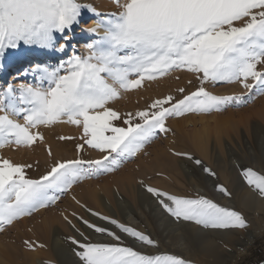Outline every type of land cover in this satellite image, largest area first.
<instances>
[{"label": "snow or ice", "instance_id": "6c2138e0", "mask_svg": "<svg viewBox=\"0 0 264 264\" xmlns=\"http://www.w3.org/2000/svg\"><path fill=\"white\" fill-rule=\"evenodd\" d=\"M115 4V11L101 13L80 0H0V69H6V61L24 48L61 57L73 49V55L58 65L39 61L23 73L17 69L13 82L0 89V147L43 143L39 129L56 123L81 130L75 156L55 158L48 148L51 165L35 177L28 172L33 165L0 157V231L55 205L80 181L114 172L159 134L170 132L166 123L170 118L221 111L249 102L253 92L264 94V0H115ZM84 11L98 18L94 26L81 30L86 33L87 55L76 54L73 46ZM176 70L194 75L199 86L190 92L179 87V98L166 95L123 114L108 106L121 91L139 88L145 80ZM209 83L239 84L248 95L213 94L207 90ZM85 151L98 152L99 158L86 159ZM174 155L201 165L187 153ZM203 171L215 176L209 168ZM240 174L264 199V170L241 165ZM143 186L177 223L189 222L203 229L248 226L241 212L222 207L203 194L189 197ZM216 191L225 197L232 195L223 185L217 184ZM88 211L115 225L133 244L157 246L150 234ZM72 216L92 230L85 234L64 217L78 233L67 237L77 258L74 264H189L175 255L143 254L123 245L121 235L107 224L82 219L75 212ZM94 234L110 239L94 240ZM192 243L195 246L198 241ZM24 244L30 250L43 247L29 240Z\"/></svg>", "mask_w": 264, "mask_h": 264}, {"label": "rangeland", "instance_id": "374dc122", "mask_svg": "<svg viewBox=\"0 0 264 264\" xmlns=\"http://www.w3.org/2000/svg\"><path fill=\"white\" fill-rule=\"evenodd\" d=\"M111 1L115 3V0H111ZM80 2L84 5H92L91 0H80ZM115 7H116V4H115ZM99 12L108 13L106 11L105 12L99 11ZM81 19H82V23L79 26H77L75 29V39L73 40V46L75 48L76 54L87 55L86 49L84 47V44H85L84 36L86 35V33H83L81 30L84 28L94 26L95 24H92V22L97 21L98 18H96L94 16V14L87 12V11H84L82 13ZM82 42L84 44L81 45ZM32 52H33L32 50H28L27 48L21 49L19 52L16 53V55L14 57H10L9 61H6V63H8V67L5 69L6 70L5 73L1 74V69H0V89L7 87L8 83L13 82L15 67L17 65H19L20 63H22V61L24 60V57L30 55ZM71 55H73V49L71 47L68 50L67 56L61 57L59 53L52 54L53 58H51L50 64H48V65H53V66L58 65L60 63L61 59L66 60L68 58V56H71ZM40 61H44L46 64V60L41 59ZM31 66H34L33 61H31V64H29V62H28V67L30 68ZM185 74L190 76L189 78L192 79L191 81L193 84H189V78L186 79ZM166 76L168 78H169V76H173L175 80H171V82L169 83L168 82L169 80H168V78L166 79ZM166 76H164L165 78L164 77L159 78L160 80L155 79V83L157 81V83H159V84L156 83L154 88L152 89V92L154 91L152 94H155V95H154L153 99H151V101L154 99L162 98L163 96H166V95H174V96H177L179 98V94L176 93L177 88L183 87L186 89V92H190V91H194L195 88L199 86L198 81H196V79H195V76L184 71V70L172 71V72H169ZM182 77H184L183 80H182ZM27 79H28V82H31V80H32L31 73L28 74ZM148 81H151V80H148ZM152 81H154V80H152ZM21 82H23V81L16 80L17 84L21 83ZM108 82L112 83L111 80H109ZM172 87L174 88V90L171 89ZM206 87H207V90L209 92H211L213 94H218V95H245V96L248 95L247 90L242 88L239 84H231V85H229V84H218L216 86H213L212 84L209 83L206 85ZM162 90L164 91V93ZM146 96L148 98H146ZM146 96H145V98L149 99V95H146ZM119 98L124 100V102L127 100V97L126 98L122 97L121 94L118 96V99ZM151 101H149V102L151 103ZM150 103H148V104H150ZM213 116H218L219 118L215 119V120L210 119ZM241 117H243V118H241ZM201 118L203 119L204 124H205L206 119H207V121H206L207 124L208 125L211 124V126L207 130V132L209 134L206 133L207 135H209L208 136L210 138L209 140L214 138L216 135L218 136L219 133H220V136H222L221 135L222 131H223L222 134L225 135L222 137H225L226 139H227V133H229V132L232 133L234 136L240 133L239 135H241V134L244 135V137L248 140V142L254 146L255 145V138H256V122L260 123L261 127L264 129V94H257L255 92H253L252 98L249 100V102L242 103L240 106L227 107L226 109H223L221 111H212L210 113H204V114L188 113L183 117L170 118L166 122L167 126L171 129L170 132H168L166 135L165 134H159L154 140L151 141V143L145 145L142 152L137 153L134 158L123 162L114 172L95 176V177L89 179L90 181L96 183L98 193L102 196V198L106 201V203L109 206H111L113 211H109V210H107V208H105V206H103V204L101 203V198L94 200V198L92 199V197H90L88 195H87L86 199H84L83 201H80V199L77 200L80 202L79 203L80 205L77 203L75 204L74 200H73V196H75V190H78V189L80 190V188L81 189L83 188L82 190H85V192H86V187H85L86 186V184H85L86 179L82 180L78 184L73 185L72 191H74V192H68L67 194L62 196L61 199L58 200L55 205L49 206L46 209H40V210H43V212H42L43 216L37 215V213L40 211V210H38L37 212L33 213L31 216H27V217H29L28 220L32 219L28 225L22 226V224L20 222L21 219H20L18 222H14L11 226H8L5 231H0V259L4 260V261H0V264L4 263L6 261V259L3 258L4 253H7L8 255H12V254L15 255V257L18 258L16 260L17 261L16 264H29V262L22 260V258L20 257V254H17V253H19V251H25L28 254H35L37 252H40V255H42V256H43V253L48 254L50 256L53 254L52 253L53 246H52V242H51V235H50V237L48 235V239L43 244L34 242L35 236H41L43 234V226H42L43 223L41 220H42V218L44 219V217H47V216H53L52 222H49L50 228L52 225V226L58 227L62 231V235H61L62 241L60 243V249L62 250V252H65L64 253L65 255H67V254H68V256L71 255V257H73V259L76 260L77 258L74 257V255L71 254V251H70V248H71L70 241L67 240V237L76 236L75 235L76 231L74 230L73 227H71L72 225L68 224L67 221L64 219V217H65L64 216V210L65 209L66 210L69 209L68 214H70V215H72V213L75 212L76 216L81 217L82 219H87L89 221H93V222H96L98 224H107L106 221H101V220H99L98 217H94V216L90 215L91 213L88 210L91 209L92 211L97 212L103 216H109L113 219H116L121 224L133 227V228L140 230V231H144L147 234L151 233L150 234L151 237L156 240L155 236L153 235L154 232L152 233L151 232L152 230H150V228L145 223V221L142 220L141 217L138 216V213L141 212L142 208H143V210L145 212V216L148 218L147 220H150L153 218L154 206L157 204H158L157 207L160 206L159 203L155 200V198L152 197L151 194H149L145 190V187L143 185H149L152 187H156L160 190L167 191L170 194H182L183 192H186V193H188L186 196L194 197L196 195L192 194L194 192L191 189L190 182L193 180L195 181L197 178L199 180H201V182L207 181V180H209V178H211V180L213 179V183L215 184V187L217 184L223 185L228 189L229 192L232 193L231 197H227V198L234 200V204H233L234 209L233 208L232 209L238 210L239 212L242 213V215L246 219V223L248 226H247V228H236V229H228V230H234L238 234V237L240 236L239 237L240 239H245V237L248 235L254 236V239H253L251 245L246 249V251L241 256H239L235 260V262L233 264H264V211H261L260 213L257 212L260 210L257 209V207H256L257 210L253 209L252 208L253 205H251V203H250V205L245 206L246 208L241 206L240 201H239V194L238 195L236 193L234 194V192H232L233 190L231 189V187H229V185L224 184V182L221 178V174L223 172L220 173V171L213 165V163H211L209 160L205 161L198 154L195 153V151L193 150V148L191 146V137L188 135H190V133H192L194 131L193 130L194 127L197 130L202 127ZM20 121L22 122V118L20 119ZM221 123H223V124H221ZM63 124L62 123H56V124H53V125L48 126L46 128L41 127L39 130L42 131L44 134V142L43 143L37 142L32 147L16 148L14 145L13 146L0 147V157L5 156L4 154L8 153L7 150L8 151L9 150L14 151V152L19 151V150H22V151L25 150V151H31L32 152V151H37V146L39 148L41 146H42V148L43 147L46 148L48 145L49 146L50 145L55 146L54 143H56V144H58V147H63L67 144L68 145L72 144V143L76 144L77 142H79V138L69 140V141H60L58 139L59 136L73 137V135L70 133L71 131L77 132L75 134H78L79 129L76 126L68 124V123H63ZM193 124H194V126H193ZM216 124H217V126H216ZM182 127L184 129H182ZM218 131H219V133H218ZM186 133H187V135H186ZM180 134H181V136H180ZM74 140H76V141H74ZM220 143L222 144V142H220ZM169 145H171V146H169ZM187 146H189V147H187ZM184 147H185V149L189 148V150L187 151V149L186 150L183 149ZM46 149H48V147ZM191 151H192V154H191ZM177 152L187 153L188 155H191L193 158H195L201 162L203 161L202 163L206 164L207 168L211 169L215 173V176H211V175L205 173L204 171L200 172L198 170L199 168H197L195 163L191 162L192 160L187 159L186 156L174 155V153H177ZM45 153L46 152L44 151L41 154H43V156H44ZM166 153H168V154H166ZM85 154L87 155V157L89 156L88 159L89 158L93 159V157H95V156L97 158H99L98 156L100 155L98 152H95V151H85L83 153V155L86 157ZM33 156H35L34 162L36 161L35 162L36 164H34L33 168H31V169H36L37 171L42 173L45 170L44 165L47 166V164L48 165L51 164L52 157H49L48 153H46V156L42 157V159L38 155L33 154ZM91 156H93V157H91ZM46 159H47V161H46ZM182 162H185L183 167L186 168L185 169L186 174H185L184 170L181 169L180 163H182ZM41 163H43V164H41ZM239 163H240V166L244 165L245 167H252L254 170H256L258 172H261L262 170H264V161H261L262 169L260 171L256 168V158H255V162H252V160L250 158L246 157V155L240 156ZM164 170H166V171H164ZM156 171H159L162 174L158 173ZM239 171H240V167H239ZM149 173H150V176L148 175ZM187 174H189V176ZM110 177L115 178L114 179L115 181H113L112 184L106 181V180H109ZM134 177H136V179H134ZM129 178L131 179L134 186L139 187V185L141 184L142 188L144 187L143 188L144 190L140 196L138 195V197H137L134 194L132 195L130 190L125 189L123 187ZM121 179H122V181H121ZM226 179H228V178H226ZM89 180H87V181H89ZM238 180H239V189L241 190L240 191L241 194L243 192L242 190L251 191L252 193L254 192L247 186V184L244 182L242 176ZM140 181L143 182V184L140 183ZM115 193H118V195L120 194L119 196L122 197L130 206L126 205V207L122 206L121 208H118V206L114 200ZM253 194H255V192ZM256 195L257 194H255L254 197H258V195L257 196ZM258 198H260V197H258ZM140 202L143 204L142 208L140 207ZM147 202H149L150 204ZM217 203L220 204V206L224 207L221 204V202L220 203L217 202ZM81 205H84V207H81ZM228 206H232V205H228ZM118 209H119V211H118ZM125 212L130 213L132 216H134L136 218V220L139 222V225H135V224H132L129 221H127V219H125V214H126ZM113 214H115V215H113ZM122 215H124V216H122ZM167 216L169 217L168 214H167ZM167 216H165V217H167ZM68 219L72 220V224L76 225V228H79L80 231L85 232V234H91L92 233V230L87 229V226L83 224L82 220L78 219L80 222L79 221L77 222L76 220L71 218V216L68 217ZM107 227L110 230L116 231L117 234L121 235L123 245L133 246L136 250L140 251L143 254H150L153 256H156V255H175L176 254L179 257L183 255L172 247H169L170 249L167 248V246H166L167 239H164L162 241L163 244L161 242L160 243L157 242L156 247L141 246L138 242L133 244L132 239L130 237H127L126 234L121 233L120 230L115 227V225L107 224ZM222 230H225V229H222ZM219 231H220L219 229H217V230L213 229L211 233L214 232L213 235H217V232H219ZM158 234H160V233L158 232ZM105 238L106 237H101L99 234H94L92 236V239H94V240L105 239ZM106 239H110V238H106ZM25 240H29L31 242H34V244H36V245H43V247H35L34 249L30 250L24 244ZM165 246L167 249L165 248ZM226 247H227L226 248L227 250L233 249V247H231L229 245H226ZM153 248H155V249H153ZM56 254L58 255L59 259H60V257H64V256H61L60 252H59V254L58 253H56ZM227 255H228L227 253H223L222 259H219V260L213 259L214 260L213 261V260L209 259L210 264H224L225 260H227V257H226ZM51 257H53V255ZM182 258L185 259L186 261H188L189 264H209V262H208L209 260H207V261L202 260V257L199 255V251L196 248H195L193 253H191L189 255H183ZM58 260L50 258V259L45 260V261L50 262L52 264H57V263L58 264H67V262L61 261V259L59 260L60 262H57Z\"/></svg>", "mask_w": 264, "mask_h": 264}, {"label": "bare ground", "instance_id": "6f19581e", "mask_svg": "<svg viewBox=\"0 0 264 264\" xmlns=\"http://www.w3.org/2000/svg\"><path fill=\"white\" fill-rule=\"evenodd\" d=\"M91 4H92V6H94L97 9V11L113 12V11L116 10L115 3L112 2L111 0H91ZM96 22L97 21H94V22H92V24H95ZM82 44H84V43L82 42L81 45ZM32 51L33 52L30 55L24 57V60L22 61V63H20L19 65H17L15 67L14 77L17 76V69H19L20 73H23L25 69L29 68L28 67V62L29 61H33L34 65H35L37 62H39L41 59H43V60H46V64L47 65L50 64L51 58H53L51 53H49L48 55H45L43 52H41L38 49L32 50ZM86 52H87V50H86ZM5 71H6L5 69H1V74H4ZM163 77H158L157 79L160 80L159 78H163ZM189 77L190 76L186 75V79L189 78ZM167 78L168 77L166 76V79ZM183 78L184 77H182V80H183ZM168 80H169L168 82L170 83L171 80H175V79H174L173 76H169ZM189 80H192V79L189 78ZM156 83H157V81H156ZM156 83H155V80L154 81L145 80L143 82L142 86L139 87V88H135V89L128 90V91H121L120 92L121 96L125 97V98L127 97V100L124 102V100H122L120 98H119L120 99L119 100L117 98L115 100L110 101L108 106L111 107V108H114V109H118L122 114L126 113V112H129V111H135L137 109H143L146 105H148V103H150L149 101H151V99H153L155 94H152L154 92V91L152 92V89L154 88ZM157 84H159V83H157ZM171 89L174 90L173 87ZM163 93H164V91H163ZM146 95H149V99H146V98H148ZM145 96H146V98H145ZM218 118H219L218 116H213L210 119L215 120V119H218ZM241 118H243V117H241ZM206 121H207V119H206ZM206 121H205V124H204L203 123L204 121L201 118L202 127L200 129H198V130L195 129V127H194V129H193L194 131L192 133L189 132L190 135H188V136L191 137V146H192L193 150L195 151L196 154H198L205 161L209 160L211 163H213V165L220 171V173L223 172L221 174V178H222L224 184L229 185V187H231V189L233 190L232 192H234V194L235 193L237 195L239 194V201H240V205L241 206L245 207V206L250 205V203H251V205H253V207H252L253 209H256V207H257V209L260 210V211H257V212L260 213L261 211H264V199L258 198L259 196L258 197H254V195L256 193L253 194L254 192L252 193L251 191L242 190L243 192L241 194L240 193L241 190L239 189V180H238L241 177V174H240V171H239V167H240L239 158H240L241 155H246V157L250 158L252 160V162H255V158H256V168L261 171V169H262L261 161H264V131H263L264 129L261 127L260 123L256 122V138H255V145L254 146L251 145L248 142V140L244 137V135H242V134L239 135L240 133L234 136L232 133L229 132V133H227V139H226L225 137H222V136H225V135L222 134L223 131L222 132L220 131L222 136H220V133L218 131L219 135L218 136L216 135L214 138L209 140L210 139L208 137L209 135H207L206 133H208L207 130L209 129L211 124L208 125ZM221 124H223V123H221ZM193 126H194V124H193ZM216 126H217V124H216ZM182 129H184V128L182 127ZM70 133L73 135V137L75 139H78L80 137V135H81V130L79 129L78 134H75L77 132H73V131H71ZM186 135H187V133H186ZM180 136H181V134H180ZM74 141H76V140H74ZM220 142H222V144ZM54 144H55V146H52V145H50V146L48 145L47 146L48 148L51 149L53 157H55V158H69L70 159V158H73L75 156V144L74 143L69 144V145L67 144V145H65L63 147H58V144H56V143H54ZM169 146H171V145H169ZM185 147L183 149H185ZM187 147H189V146H187ZM46 148H44V147L42 148V146L39 148L37 146V151H32V152L31 151H25V150H23V151L19 150V151H16V152L7 150L8 153L4 154L5 156H2V157L9 158V159H11V160H13L15 162H18V163H27V164L34 165V164H36L35 163L36 161L34 162V160H35L34 157L35 156H33V154L34 155H38L42 159V157L46 156V153H48V151H47L48 149H46ZM188 150H189V148L187 149V151ZM44 151L46 153L43 156V154H41V153L44 152ZM166 154H168V153H166ZM191 154H192V151H191ZM88 157H87V155H86V157L84 156V158H86V159H88ZM91 157H93V156H91ZM96 158H97L96 156L93 157V159H96ZM194 160H197V159L194 158ZM46 161H47V159H46ZM191 162H193V160ZM202 162H201V165H199V166H197L195 164L197 166V168H199L198 170L200 172H203V168H207V165L202 163ZM41 164H43V163H41ZM184 164H185V162H182V163H180V166H181V169H183L185 174H186V171H185L186 168L183 167ZM50 165L51 164H49V165L47 164V166L44 165V169H46ZM36 171H37L36 169H29L28 170L29 175L34 176V177L38 176L41 173L39 171H37V172ZM164 171H166V170H164ZM156 172L161 173L159 171H156ZM148 175L150 176V173ZM187 175L189 176V174H187ZM226 178H228V179H226ZM114 179L115 178L110 177V179L106 180V181L112 184L113 181H115ZM134 179H136V177H134ZM87 180H89V179H86V182H85V184H86V186H85L86 187V192H85V190H82L83 188L82 189L80 188V190L79 189L75 190V196H73V197H75V199H73L74 203L76 204V201L78 199H80V201H83L84 199H86V197L88 195V196L92 197V199L94 198V200H96L98 198H101V203L103 204V206H105V208H107V210L113 211L111 206H109L106 203V201L102 198V196L98 193L96 183L92 182L90 180L89 181H87ZM121 181H122V179H121ZM140 183H141V181H140ZM190 184H191L190 185L191 189L194 192L192 194H195V195L203 194V195L207 196L208 198H213L215 202L216 201L219 202V203L221 202V204L224 207H227V208H230V209L233 208L234 200L225 197L221 193H218L216 191L215 184L213 183V179L211 180V178H209V180L201 182V180H199L197 178L195 181L194 180L191 181ZM123 187L125 189L130 190L131 194L132 195L134 194L137 197H138V195L140 196L142 194L143 190H144L143 189L144 187L142 188L141 184L139 185V187L134 186L130 178L127 180L126 184H124ZM70 192H74V191L71 190ZM182 194L183 195H187L188 193L183 192ZM119 195H118V193H115V198H114L118 208H121L122 206L126 207V205H128V203L122 197H120ZM141 202H140V207L142 208V206H143L142 203L143 202L142 203ZM147 203H149V202H147ZM157 205L154 206L153 218L152 219L147 220L148 218L145 216V212H144L143 208H142V211L138 213V216L141 217V219L145 221V223L148 225L150 230H152L151 232L152 233L154 232L153 235L155 236L157 242H159V243L161 242L162 243V241L164 239H167V243H166L167 248L172 247V248L176 249L179 253H181L183 255H189V254L193 253L195 248H196L199 251V255L202 257V260L203 261H207L209 259H211V260H213V259H218V260L222 259L223 253H227L228 254L226 256L227 260H225L224 264H233L235 262V260L246 251V249L251 245V243H252V241L254 239L253 235H248V236L245 237V239H240L239 238L240 236L238 237V234L234 230H228V229L222 230V229H219L220 231L217 232V235H213L214 232L211 233L212 230H213L211 228L203 229L202 227L196 226V225L191 224L189 222H179V223H177L174 220V218L168 217L166 212H164L163 209L160 208V206L157 207ZM228 205H232V206H228ZM128 206H130V205H128ZM68 210L69 209H67V210L65 209L64 210V216H67V217L71 216V218H73L74 220H76L78 222L79 221L78 219H76L72 215L68 214ZM118 211H119V209H118ZM42 212H43V210H40L37 213V215L43 216ZM113 215H115V214H113ZM122 216H124V215H122ZM165 216H167V217H165ZM28 218L29 217L21 218L20 222H21L22 226L28 225L31 222L32 219L28 220ZM125 219H127V221H129L132 224L139 225V222L130 213H126L125 214ZM52 220H53V216H47V217H44V219L42 218L41 221H42L43 224L42 223L41 224L43 226V234L41 236H35L34 237V242L43 244L48 239V235H49V237L51 235V242H52V246H53V250H52L53 257H51L52 255L50 256V255L44 254V253H43V256H42V255H40V252H37L35 254H28L25 251H19V253H17V254H20V257L22 258V260H24L26 262H29V264H52V263L47 262L45 260H48L50 258L58 260L59 258H58V255L56 253L59 254V252H60L61 256H64V257H60L61 261L67 262V264L68 263L69 264H74L75 259H73V257H71V255L70 256H68V254L65 255L64 254L65 252H62V250L60 249V243L62 241L61 240L62 231L58 227L52 226V225H51V228H50V226H49L50 223L49 222H52ZM214 230H217V229H214ZM158 232L160 234H158ZM75 235L78 236V233L76 232ZM194 239L198 241V243L195 246H193V243H192V241ZM226 245H229V246L233 247V249L232 250H227L226 249L227 248ZM166 246H165V248H166ZM153 249H155V248H153ZM3 255H4L3 258H5L6 261L4 263H2V264H16L17 263L16 260L18 258L15 257V255H13V254L12 255H8L7 253H4ZM182 256H180V257H182ZM59 260L57 262H60ZM0 261H4V260L0 259ZM208 262L210 264V260Z\"/></svg>", "mask_w": 264, "mask_h": 264}]
</instances>
